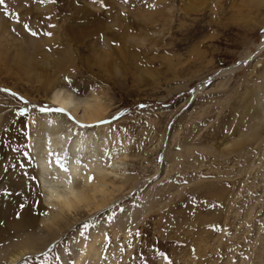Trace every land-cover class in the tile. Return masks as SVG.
I'll return each instance as SVG.
<instances>
[{
	"label": "rangeland",
	"instance_id": "1",
	"mask_svg": "<svg viewBox=\"0 0 264 264\" xmlns=\"http://www.w3.org/2000/svg\"><path fill=\"white\" fill-rule=\"evenodd\" d=\"M0 17L14 38L0 34L4 226L28 210L29 182L37 215L52 207L32 147L40 117L62 114L49 103L47 77L108 106L107 122L95 124L104 127L103 158L119 156L107 176L127 182L112 205L77 216L18 264H264V128L242 151L219 149L255 128L256 102L264 103V0H4ZM30 39L50 41L22 49ZM68 50L73 66L45 71L18 58L40 63ZM72 120L62 124L73 133L96 128ZM12 240L0 243L4 251Z\"/></svg>",
	"mask_w": 264,
	"mask_h": 264
},
{
	"label": "bare ground",
	"instance_id": "2",
	"mask_svg": "<svg viewBox=\"0 0 264 264\" xmlns=\"http://www.w3.org/2000/svg\"><path fill=\"white\" fill-rule=\"evenodd\" d=\"M79 9V15L85 13L84 7ZM0 21V31H2L0 34L4 32L3 35L11 37L5 29L6 24L1 17ZM43 40L30 39L26 44L27 47L23 48L22 46L21 48L29 49L31 46H40L41 48V41ZM138 40L143 44L145 38H138ZM49 41V39H45L44 44ZM257 47L260 51L264 50V33ZM70 52L71 50L62 51L58 56L52 58H49L50 56L43 57L40 63H33L32 57L27 56L23 52L18 53V58L26 61V65L33 70L39 65L45 71V69H48L56 62L59 67L64 64L73 66L75 62L74 56ZM230 69H222L218 75L225 74ZM35 77H39L38 79L41 80L40 73L37 71ZM58 80L47 77L43 84L47 86L46 89L49 90V87L51 89L49 103L59 109H65V111L60 115L54 114L40 117L36 125V136L32 142V147L36 149L34 151L37 163L36 168L43 195L45 198H49L46 199V202L52 204V207L55 206V208H45L46 218L43 216L41 218V215H37V211H35L37 203L36 190L34 188L31 189L29 182L28 191L25 192L26 203L27 205L29 204L28 210L21 214L19 218L13 219L11 225L6 224L5 226L3 224L5 214L2 210L0 211V243L11 235L17 239L12 240L11 246L13 247L10 250L4 251L0 244V258L5 257L7 264H18L22 259L21 257L25 255H34L42 252L41 250L55 242L59 234L61 237L64 235L62 233L63 230L67 231L72 228L79 219L77 216L82 213L90 215L112 205L116 198V192L121 190L127 183L123 181L120 185H116V180L113 178L109 179L107 176V174H115L117 172L119 156L112 154L104 157L105 159L103 158L104 151L107 148V140L101 133L104 127L101 125L96 126L95 124H98V121H101L107 115L108 106L103 105L102 99L98 97V94L89 93L78 97L69 89L58 87L60 85H58ZM256 105H258L257 114L255 113L256 115H254L256 120L251 123V127L255 128L251 132H238L237 136H233V138L230 136L227 137L226 141L223 140L224 142L222 141L221 148H219L222 154L228 155L242 151L246 144L254 141V139H259V134L264 128L263 100L256 102ZM67 115L71 116L75 122L83 123L86 126L93 125L96 128L84 129V127H79L78 131L73 133L74 127L71 129L62 124L63 122L69 123ZM30 120L32 121V118ZM73 120L70 122L71 124L74 123ZM95 136L96 139H94ZM64 148L67 149V157L66 166L62 167L61 160ZM89 177L93 179L89 181ZM15 184L21 185L22 183L15 182ZM108 184H111L110 187ZM11 186H14V183ZM30 192L32 193L30 194ZM47 237L48 240L52 241L46 244L45 248H40V243ZM97 239L98 237L96 236L95 240ZM95 240L88 245V255L92 258L99 255L94 247Z\"/></svg>",
	"mask_w": 264,
	"mask_h": 264
},
{
	"label": "snow or ice",
	"instance_id": "3",
	"mask_svg": "<svg viewBox=\"0 0 264 264\" xmlns=\"http://www.w3.org/2000/svg\"><path fill=\"white\" fill-rule=\"evenodd\" d=\"M4 2V0H0V4H2ZM25 27H27V25H25ZM33 35H35V33H33ZM49 35H50V33H49ZM41 111H46V110H51V109H46V108H41L40 109ZM58 111H61V112H63V111H65V109H57ZM113 119H115V117H113ZM107 121H103V120H101V121H98V123H106ZM93 178L92 177H89V181H91ZM138 234V233H137Z\"/></svg>",
	"mask_w": 264,
	"mask_h": 264
},
{
	"label": "water",
	"instance_id": "4",
	"mask_svg": "<svg viewBox=\"0 0 264 264\" xmlns=\"http://www.w3.org/2000/svg\"><path fill=\"white\" fill-rule=\"evenodd\" d=\"M71 178H72V177H71ZM39 187H40V190H41L40 192H41V193H42V195H43L42 186H39Z\"/></svg>",
	"mask_w": 264,
	"mask_h": 264
}]
</instances>
